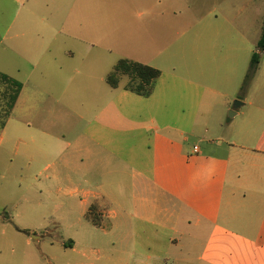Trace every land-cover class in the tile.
<instances>
[{
    "label": "crops",
    "instance_id": "1",
    "mask_svg": "<svg viewBox=\"0 0 264 264\" xmlns=\"http://www.w3.org/2000/svg\"><path fill=\"white\" fill-rule=\"evenodd\" d=\"M163 1L62 0L63 25L35 27L33 0H0V73L18 80L16 63L24 59L32 65L34 52H51L52 43L38 42L45 34L66 35L82 43L61 48L59 76L63 63L78 64L73 76L65 77L64 91L84 71L83 89L96 94L82 105L74 141L66 139L68 128L50 118L20 116L13 125V142L23 153L31 152L33 162L42 163L51 177L69 180L75 201L69 209L79 215L75 223L88 220L108 239L107 245L88 250L69 236L48 264H264V63L246 97L239 98L243 104L227 103L226 111L236 112L233 122L216 119L213 106L221 98L237 97L245 67L222 44H191L182 73L174 56L163 58L174 74L166 76L158 67L163 71L149 97L126 89L125 83L112 87L107 82L111 71L98 77L82 68L103 63L107 51L117 52L123 29L126 38L134 28L148 34V23L134 24V17L160 15L151 4ZM97 9L115 19L113 27L85 25L87 12ZM118 17L124 19L123 29L117 27ZM126 49L121 59L152 65L143 44ZM88 78L97 85H87ZM22 92L10 117L23 102ZM182 114L189 124L181 122ZM10 117H0V144ZM199 119L205 129L197 127Z\"/></svg>",
    "mask_w": 264,
    "mask_h": 264
},
{
    "label": "rangeland",
    "instance_id": "2",
    "mask_svg": "<svg viewBox=\"0 0 264 264\" xmlns=\"http://www.w3.org/2000/svg\"><path fill=\"white\" fill-rule=\"evenodd\" d=\"M35 1L33 0V26L63 25L62 0H44L38 3L39 5H36ZM172 1L175 2L165 0L151 4L158 8L160 15L145 14L143 17L135 15L134 24L148 23V34H138L134 28L133 35L126 38L123 29L124 19L118 17L116 24L123 32H119L117 37V52L107 51L108 53L103 56V63L82 68L96 72L95 76L98 77L104 73L108 74L115 64L124 58L127 46L136 48L143 44V47L147 48L146 52L151 53L147 57V62L152 64L150 66L162 68L164 71L160 70L166 76L173 75V67H170L169 62H164L163 58L174 56L175 59L172 58V61L177 65L178 72L182 73L181 67L185 59L190 58V45L207 42L222 44L223 48L231 49L230 55L245 67L242 79L244 83L252 55L259 52L256 45L264 23V0ZM102 6L107 11L106 3H102ZM25 9L23 8V12ZM114 21L113 17L109 19L99 15L97 9L87 12L85 25L110 28L114 26ZM44 36V39L38 42L52 43L50 53L45 54L49 50L46 51L44 48L33 53L32 65L24 59L16 63L19 67L15 74L24 84L21 97L23 102L18 111L10 117L11 125L7 129L5 140L0 144V264H48L49 255L63 251L65 248L61 241L69 236L76 237L80 247L88 250L108 243L101 229L88 220H83L80 224L75 223L79 215L77 212L73 214L69 209V205L75 202L67 189L70 185L69 180L64 177H51L50 170H45L42 163L33 162L32 153L28 152L27 155L23 153L22 146L15 144L12 139L13 125L17 124L20 116H31L33 120L50 118L55 123H62L65 129L68 128L66 139L74 141L80 129L79 124L82 123L79 120V115L83 112L82 105L86 107L90 104L91 98L96 97L95 93H91L92 90L83 89V70V74L75 78L70 88L64 91L78 64L64 66L63 63L62 76L55 71L62 60L59 56L61 48L66 45L80 46L82 42L68 40L64 37L66 35ZM260 59V63H264V53L260 55ZM65 77L69 79L66 80ZM89 80L88 78L85 81L87 85H97L94 79L90 82ZM128 82L127 76L121 79V84ZM252 84L247 91H242L240 87L237 97L221 98L220 102L213 106L216 119L222 116L225 121H236L237 117L232 118L230 110L226 111L227 103L230 102L231 106L236 107V101L243 102L239 98L246 97ZM31 105L35 108H30ZM5 110L6 105L0 98L1 118L5 117ZM160 119L175 120L173 115H160ZM181 122L189 124L187 115H181ZM213 122L214 127L217 120H211L210 124ZM196 125L205 129L202 119L196 121ZM190 142L193 145L196 139L191 138ZM49 163L55 165L56 162ZM73 182H78V179L73 178ZM34 236L42 238L35 239ZM36 256L39 257V262H35Z\"/></svg>",
    "mask_w": 264,
    "mask_h": 264
},
{
    "label": "trees",
    "instance_id": "3",
    "mask_svg": "<svg viewBox=\"0 0 264 264\" xmlns=\"http://www.w3.org/2000/svg\"><path fill=\"white\" fill-rule=\"evenodd\" d=\"M256 48L259 52H254L252 55L249 72L241 86L242 91H247L250 87L261 62L260 52L264 51V23L261 37L257 42ZM125 76L129 77L126 89L135 92L138 95L149 97L153 93L155 82L161 76V70L138 61L121 59L108 74L107 82L112 87L118 88L121 79ZM0 86H3V89H0V98L6 105L4 114L5 120H7L18 101L24 85L22 82L11 78L7 74L0 73Z\"/></svg>",
    "mask_w": 264,
    "mask_h": 264
},
{
    "label": "water",
    "instance_id": "4",
    "mask_svg": "<svg viewBox=\"0 0 264 264\" xmlns=\"http://www.w3.org/2000/svg\"><path fill=\"white\" fill-rule=\"evenodd\" d=\"M242 104H243V103H242L241 101H236V107H239V106L242 105ZM235 114H236V112H235L234 109L230 111V116H231V117L235 116Z\"/></svg>",
    "mask_w": 264,
    "mask_h": 264
},
{
    "label": "built area",
    "instance_id": "5",
    "mask_svg": "<svg viewBox=\"0 0 264 264\" xmlns=\"http://www.w3.org/2000/svg\"><path fill=\"white\" fill-rule=\"evenodd\" d=\"M195 150L197 151L198 150V147H195Z\"/></svg>",
    "mask_w": 264,
    "mask_h": 264
}]
</instances>
